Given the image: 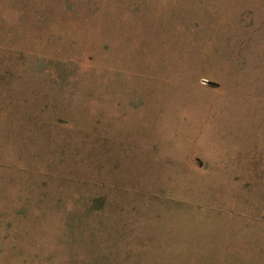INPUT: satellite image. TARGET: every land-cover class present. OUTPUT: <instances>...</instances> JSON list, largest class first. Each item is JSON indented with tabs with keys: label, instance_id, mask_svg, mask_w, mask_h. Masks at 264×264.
I'll use <instances>...</instances> for the list:
<instances>
[{
	"label": "rangeland",
	"instance_id": "rangeland-1",
	"mask_svg": "<svg viewBox=\"0 0 264 264\" xmlns=\"http://www.w3.org/2000/svg\"><path fill=\"white\" fill-rule=\"evenodd\" d=\"M0 264H264V0H0Z\"/></svg>",
	"mask_w": 264,
	"mask_h": 264
}]
</instances>
